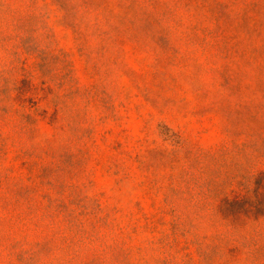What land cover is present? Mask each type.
<instances>
[{
  "label": "rangeland",
  "instance_id": "rangeland-1",
  "mask_svg": "<svg viewBox=\"0 0 264 264\" xmlns=\"http://www.w3.org/2000/svg\"><path fill=\"white\" fill-rule=\"evenodd\" d=\"M0 264H264V0H0Z\"/></svg>",
  "mask_w": 264,
  "mask_h": 264
},
{
  "label": "trees",
  "instance_id": "trees-1",
  "mask_svg": "<svg viewBox=\"0 0 264 264\" xmlns=\"http://www.w3.org/2000/svg\"><path fill=\"white\" fill-rule=\"evenodd\" d=\"M253 6H255V2L253 3ZM259 9H260V10H263V8H261L260 6H259Z\"/></svg>",
  "mask_w": 264,
  "mask_h": 264
}]
</instances>
